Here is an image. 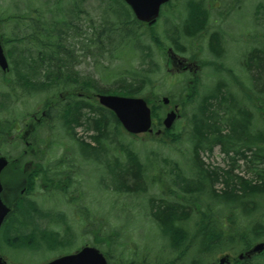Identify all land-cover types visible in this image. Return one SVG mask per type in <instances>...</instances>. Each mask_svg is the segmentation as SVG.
I'll use <instances>...</instances> for the list:
<instances>
[{
    "label": "rangeland",
    "instance_id": "374dc122",
    "mask_svg": "<svg viewBox=\"0 0 264 264\" xmlns=\"http://www.w3.org/2000/svg\"><path fill=\"white\" fill-rule=\"evenodd\" d=\"M198 1L192 0L197 8ZM211 1L210 3L206 0L208 12L213 15L207 25L210 26L215 18L220 17H217L219 12L224 11L222 16L227 18L219 22L222 25L219 32L224 42V59L217 54L220 50L213 40L214 29L199 26L197 29L200 34L192 38L181 29L189 23L190 10L186 5L189 0H173L163 8L164 13L157 24L152 27L143 25L132 37L133 41L122 38L121 40L120 33L113 34L110 39L97 35L105 19L124 25L129 16L130 11L123 5L121 11L115 0H0L1 33L5 30L6 19L13 16L25 19L17 23L19 29L16 33L9 29L11 35L6 37L5 47L7 48L8 41L13 42V48L19 49L27 56L37 57V63H40L38 56L42 51L40 47L28 44L32 36L31 23L37 22L38 19L54 21L69 11H72L70 15L73 17L79 15L75 19L77 29L74 33L70 32L68 38L76 59L68 68L72 73L71 68L76 64L73 69L76 74H72L79 78L75 83L76 89L73 84L71 86L75 94L81 93L83 97L95 99L97 93L89 88L90 82L114 89L115 92L119 83L129 77V74L148 70L157 73L158 80L154 82L155 85L149 84L148 88L136 96L148 100L157 121H162L175 105H179L181 114L174 129L167 135L165 133L156 137L154 134L136 136L129 135L122 129L118 132L115 143L108 141L107 148H103V151L98 149L94 151L95 154L88 152L81 144L82 141L93 143V133L88 132L84 126L71 122L76 128L74 136L72 126L66 125L60 119L43 120L42 125L37 128V147L40 152L37 184L30 180L28 184V191H33L35 197L15 203V217L20 218H15V222L9 223L8 228L13 231L5 227L0 233V256L8 264H46L61 256L72 254L84 246L96 247L97 240L104 242L112 237V247L124 255H141L143 250L155 255L162 245V239L160 230L152 221L149 202L152 197L162 194L157 185L164 183L163 181L171 183V174L176 169L181 168L186 173L185 177L190 179L187 172L190 171L191 163L190 140L194 135L193 120L198 107L203 104V97L218 88L223 90L226 98H230L228 93L231 90L239 99L247 93L253 95L250 89L254 85L255 70L252 65H245L241 61L254 50L264 51V0ZM209 4L212 7L218 6V9L214 10L215 14L213 10H209ZM75 7L78 14L75 13ZM15 9L18 11L14 12ZM174 30H177V34L184 33L179 41L182 52L176 51L168 40V37L175 35ZM138 35L143 36L142 39H145L146 43L141 41L140 37L137 38ZM141 42L145 43L142 45L151 47L149 55L152 61L158 64L157 69L150 66V59L145 57L146 53H143L142 47H139L142 51L137 48L136 43ZM158 44L164 45L166 49L173 48L177 54L172 52V55L184 57L185 59L180 58L183 60L180 65L183 66L178 64L177 58H172L171 62L167 51L160 50ZM195 63L197 69L194 67ZM187 65L197 70L196 74L190 72V69L182 70ZM39 67L37 76H46L47 73ZM21 77H25V73H0V139L3 140V136L8 139L5 141L6 153L26 150L22 140V131L26 130L25 124H34L32 115L42 118L44 112L49 114L51 108H58L55 103H59L58 98L64 95L62 88L52 90L50 86L46 90L41 88L43 91L37 93L36 100H28L31 96V86L36 87L37 80H28L25 86ZM29 77L34 78L30 72ZM234 86L242 90L241 94L240 90L233 88ZM35 92L32 95H36ZM163 97H168L171 104L163 105ZM96 101L98 103V100ZM62 102L66 104L71 101ZM245 102L248 103L246 100ZM247 108L254 114L255 122L251 127L253 134L260 131L264 134V97L262 102L251 101ZM51 114L54 115V112ZM221 115L225 113L222 111ZM161 121L158 123L161 124ZM115 132L116 129H111L110 135H116ZM93 146L96 147V144L93 143ZM127 152H134L149 168L148 179L153 183L146 184L145 194L132 195L122 187L119 188V183L117 186L113 184L120 174L118 163H126ZM198 158L204 164V169L212 173L230 170L232 162L218 147L211 152H201ZM237 164L240 167L233 172L234 175L255 180L253 174L246 170L247 165L243 160ZM110 172L119 174L113 177ZM215 189L221 192L224 187L219 183ZM255 200L260 209L255 216L258 221H263L264 195H259ZM215 214L217 217L226 218L227 211L216 208ZM227 254L214 256L209 264L218 263V260ZM231 260L230 257L229 264H238V260ZM247 264H264V253L255 256Z\"/></svg>",
    "mask_w": 264,
    "mask_h": 264
},
{
    "label": "trees",
    "instance_id": "16d2710c",
    "mask_svg": "<svg viewBox=\"0 0 264 264\" xmlns=\"http://www.w3.org/2000/svg\"><path fill=\"white\" fill-rule=\"evenodd\" d=\"M115 3L119 8L123 4L126 6L121 0H115ZM188 6L189 23L181 29L192 38L200 34L197 28L203 26V22L199 19L196 5L192 2ZM58 8L60 9V6ZM77 10L75 7L76 14H78ZM120 10L122 11V8ZM71 12L54 21L37 20V47L42 51L38 60L41 70L47 73L46 76H37V89L46 90L51 86L52 90L62 88L64 92H71L72 84L79 80L72 74H76L73 70L76 64L71 68L72 73L68 68V65L76 62L75 52L71 51L72 45L69 44L68 38L70 32L74 33L77 29L75 19L79 16L73 17L70 15ZM124 25L105 19L97 35L110 39L113 34L120 33V39L133 41L132 37L143 26L131 12ZM175 29L180 28L175 27ZM176 32L177 30H174L175 35L168 37V40L176 51L182 52L179 41L184 33ZM138 37L146 43V40L142 39L143 36L138 35ZM143 42L136 43L137 48L142 47L143 53H146L145 57L150 59V66L157 69L158 64L152 61L149 55L152 51L151 47L142 45L145 44ZM164 49L166 50V47L161 45L160 50ZM247 62L248 65H252L256 73L252 87L254 90H250L257 97L247 93L239 99L233 92H229L230 98H226L221 88L206 94L193 120L194 135L190 140L191 163L190 171L187 172L190 179L185 177L186 173L181 168L176 169L171 174V183L163 181L165 184L157 185L162 194L152 197L149 202L152 208L150 212L152 221L160 230L161 247L154 256L145 250L141 251V255L134 253L128 256L112 247L113 237L104 242L97 240L96 247L105 254L110 264H209L211 258L216 255L241 254L251 249L255 243L264 242V220L258 221L255 216L260 211L255 199L259 195H264V134L262 131L253 134L251 127L255 122L254 114L247 108V104L250 105L251 101L262 102L264 97V51H254ZM157 76L155 72L141 70L137 74L133 73L125 77L115 92L114 89L102 87L98 83L90 82L89 88L102 94L111 92L133 96L148 88L149 84L155 85ZM40 89L37 93L43 91ZM193 91L196 93L195 89ZM71 98L73 100H70ZM58 100L60 104L55 103L58 108H51V112L55 115H52V119H60L66 125L72 126L74 136L77 123L78 126H84L88 132H92V142L96 147L93 143L81 142L88 152L95 154L94 151L98 149L103 151V148H107L108 141L115 143L122 126L111 111L99 106L96 100L88 102L86 111L83 109L82 101L76 100L74 96L69 95L65 102H71L66 104L60 97ZM222 111L225 115H221ZM71 122L76 123L71 124ZM111 129H116V135H110ZM226 132L228 134L224 135ZM217 146L221 147V151L232 162L230 170L212 173L204 169V164L198 157L201 152H211ZM126 155V163H118L120 174L110 172L113 177L119 174L113 184L117 186L116 184L119 183V188L122 187L125 192L132 195L145 194L146 184L153 183L148 179L149 168L134 152H127ZM240 160L246 163V170L253 174L255 180L234 175L233 172L240 167L237 164ZM219 183L224 187L221 192L215 189L216 184ZM216 208L225 209L227 219L217 217ZM237 263L247 264L249 261L245 259V262Z\"/></svg>",
    "mask_w": 264,
    "mask_h": 264
},
{
    "label": "flooded vegetation",
    "instance_id": "af4514ba",
    "mask_svg": "<svg viewBox=\"0 0 264 264\" xmlns=\"http://www.w3.org/2000/svg\"><path fill=\"white\" fill-rule=\"evenodd\" d=\"M209 2L211 3L212 1L209 0ZM204 5L205 3L202 0L199 1L197 4V6L199 7L198 8L199 19L202 20L203 26L214 29L215 35H214V39L213 38L212 39L215 40V42L217 43V47L220 50L217 53L218 56L222 58L223 57L222 53L225 52V48H224V42L221 37V32H219V28L222 26L221 24H219V22L226 20L227 18L225 16H222L224 11L219 12L217 14V17L218 16L220 17L215 18L213 24H210V26L207 25L213 15H211L210 12L205 13L202 10L201 7H204ZM209 6H210L209 10H213V13H214V10L218 9V6L212 7L211 4H209ZM13 11L17 12L18 9H15ZM20 20L24 21L25 19L20 18V17L17 18L15 16L10 17L4 21V28H5L4 32L1 33V30H0L1 40H2V44L4 48V54L9 64L8 71L5 72L0 69L1 71L0 73L2 75H8L9 73H12V72L25 73V77H21V81L26 86L28 80H33V81L37 80V67H39V63H37V57L27 56L24 52H21L19 49L13 48L12 45L14 43L10 41L6 43L8 45L7 48L5 47V39L6 37L8 38L11 35V33L9 32V29L13 30V32L16 33V31L19 29V25L17 23H21ZM31 26L33 27L32 36L29 38L28 44H31L37 47V40H36L37 39L36 38L37 37V22H32ZM17 48H20V47H17ZM33 61L35 62L32 64ZM178 64L179 65L183 64V62L179 61ZM180 66H183V65H180ZM194 67L195 69H197L198 66L196 65ZM187 69H190L189 71L193 73L195 72L196 74L197 70L195 69L193 70L191 66H188V65L182 70H187ZM29 72L32 73V77L34 78L29 77ZM36 88L37 86L36 87L31 86V89H30L31 96L29 97L28 100L37 99V92L34 91V89ZM34 92L36 93V95H32ZM26 94H23V95H26ZM74 95H75L74 98L76 100L82 101V106L84 107L83 109H85V107L87 108L88 97H83L81 93L80 94L74 93ZM46 117H47V114H44V118ZM31 118L34 120L33 121L34 124L30 125L26 123L24 126L26 130L22 131L23 132L22 140L24 142V145L27 148L26 150L20 151L19 153H16V152L6 153L4 151L5 142L4 140L0 139L2 140L0 143V157L6 160V166L2 170L1 175H0L1 184L3 188L1 192V199L6 206L12 208L11 212L8 214L7 218L5 219L4 224H5V227L7 228L9 227L10 222H15L13 221L15 218H20V217H15L16 215L15 214V206H16L15 203L18 200L22 201L25 198L31 200L35 197V195H33L34 193L32 194L33 191H28V188L30 187V185L28 184H29V180L37 184L36 183L37 163L39 161L38 159L40 155V152L37 151V123L41 121V118H38L36 115H32ZM0 138H1V134H0ZM8 229L12 230L11 228H8ZM2 263L8 264L3 259V257L0 256V264Z\"/></svg>",
    "mask_w": 264,
    "mask_h": 264
},
{
    "label": "water",
    "instance_id": "95a60500",
    "mask_svg": "<svg viewBox=\"0 0 264 264\" xmlns=\"http://www.w3.org/2000/svg\"><path fill=\"white\" fill-rule=\"evenodd\" d=\"M135 13L138 21L153 25L156 23L160 16V10L162 5L168 3L170 0H124ZM0 67L6 70L8 65L6 58L3 54L0 43ZM100 104L112 111L125 130L130 134H141L146 132H152V112L148 103L143 98L123 97L114 95H99ZM165 104L169 103L168 98H164ZM178 108L170 112L164 120V126L166 129H171L178 117ZM6 166V161L0 158V174L3 168ZM2 192V185L0 181V194ZM9 212L0 196V228L4 222L6 215ZM264 251V243L256 245L252 250L247 253V256L254 254H260ZM240 259L244 258V255H240ZM227 258H222L220 264H225ZM47 264H108L105 256L94 247H84L79 252L60 257Z\"/></svg>",
    "mask_w": 264,
    "mask_h": 264
}]
</instances>
